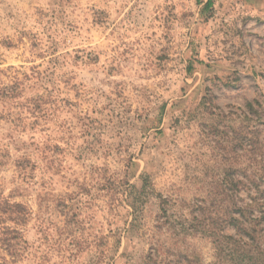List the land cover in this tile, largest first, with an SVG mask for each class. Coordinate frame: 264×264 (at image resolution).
I'll return each instance as SVG.
<instances>
[{
    "label": "rangeland",
    "instance_id": "rangeland-1",
    "mask_svg": "<svg viewBox=\"0 0 264 264\" xmlns=\"http://www.w3.org/2000/svg\"><path fill=\"white\" fill-rule=\"evenodd\" d=\"M208 2L0 0V258L264 264V19Z\"/></svg>",
    "mask_w": 264,
    "mask_h": 264
},
{
    "label": "trees",
    "instance_id": "trees-1",
    "mask_svg": "<svg viewBox=\"0 0 264 264\" xmlns=\"http://www.w3.org/2000/svg\"><path fill=\"white\" fill-rule=\"evenodd\" d=\"M211 0L206 4L210 9ZM15 89L3 88L0 90V97L3 99H16ZM4 115L0 113V121ZM1 163V161H0ZM12 197L5 198L0 185V245L5 248L8 255L15 257L13 250L19 247L21 241V228L25 226L29 218L28 210L19 203L12 202ZM0 264H9L6 258H0Z\"/></svg>",
    "mask_w": 264,
    "mask_h": 264
},
{
    "label": "crops",
    "instance_id": "crops-1",
    "mask_svg": "<svg viewBox=\"0 0 264 264\" xmlns=\"http://www.w3.org/2000/svg\"><path fill=\"white\" fill-rule=\"evenodd\" d=\"M256 1H259V0H245L242 6H245L244 8L246 9H250V11L252 10L257 11L258 15L264 19V1L262 3V6L260 7H257L258 5H256Z\"/></svg>",
    "mask_w": 264,
    "mask_h": 264
}]
</instances>
